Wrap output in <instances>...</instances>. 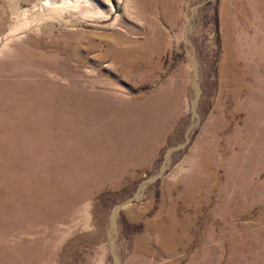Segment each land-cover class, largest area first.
<instances>
[{"label":"rangeland","instance_id":"rangeland-1","mask_svg":"<svg viewBox=\"0 0 264 264\" xmlns=\"http://www.w3.org/2000/svg\"><path fill=\"white\" fill-rule=\"evenodd\" d=\"M0 118L76 204L0 264H264V0H0Z\"/></svg>","mask_w":264,"mask_h":264},{"label":"bare ground","instance_id":"bare-ground-1","mask_svg":"<svg viewBox=\"0 0 264 264\" xmlns=\"http://www.w3.org/2000/svg\"><path fill=\"white\" fill-rule=\"evenodd\" d=\"M8 123L9 120L0 118V124L7 125ZM16 123L20 124L19 122ZM39 124L40 123L38 122V125ZM20 125L21 127L23 126V124ZM6 136L7 132L6 135L3 134L0 136V141ZM49 136L50 133L44 129V132L35 135L34 143H43L45 145L50 144V139L48 140ZM13 139L14 138L10 137L11 141H13ZM15 139L17 138L15 137ZM9 159L11 158L7 156L3 157L0 154V168L2 170L0 171V175L2 176V179L0 180V224H2L0 227V239L6 241L10 236H16L20 230H32L31 227L25 223L26 221H29L30 224L32 222L36 224L42 222L58 221L62 218L67 220L69 218V213L75 207V203H72L71 205L68 203L63 204V202L66 201H63V198L57 197V193H59L56 190L57 183L54 182L56 186H54L53 183L50 186V180L48 177L46 178L37 174V171L42 172L44 170L45 174L48 172L41 167L40 170L37 168L32 169V174L30 173V169L26 167L15 169L13 168L14 164L9 163ZM46 167L49 169L48 164ZM78 199L79 197L77 198V201ZM77 201L74 200V202L78 203ZM171 231L173 230L171 229ZM41 240L43 239L37 237V240L35 241V247H29V245L26 247L25 243H21L20 252L17 255L10 253L11 255L6 257V264H30L28 263V259H30V257L37 259L35 261L43 260L44 256L39 250V244H42L43 242ZM163 241L165 243L166 249L170 251V249L173 247L172 241L168 240L164 234ZM53 242V239L49 241V247H51L50 245H52ZM7 247L10 248L11 245ZM17 248L18 247H16V249ZM50 255H52V251L50 252ZM19 259L21 262H19Z\"/></svg>","mask_w":264,"mask_h":264}]
</instances>
